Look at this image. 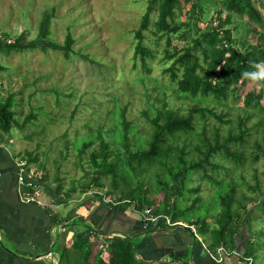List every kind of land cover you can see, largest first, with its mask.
<instances>
[{"label": "rangeland", "instance_id": "1", "mask_svg": "<svg viewBox=\"0 0 264 264\" xmlns=\"http://www.w3.org/2000/svg\"><path fill=\"white\" fill-rule=\"evenodd\" d=\"M189 2L180 0V8L175 10L176 21L186 18L185 11ZM195 2L202 9L197 26L204 28L209 17L216 13L218 0ZM146 4L147 0H0L2 40H12L19 32H24V42L35 39L38 21L44 10L51 12L46 34L49 41L61 44L66 31L72 37L67 55L59 49L41 46L42 40L32 47L0 52V64L4 66L0 71V99L12 93V108L18 121L29 110L35 114L23 128L11 126L8 131L2 132L1 137L17 158L25 160L28 152L32 157L36 156L27 166L31 179L45 173L44 179L38 180L41 183L35 188L38 192L36 197L58 203L54 210L59 217L72 215L74 219L70 222L80 223L82 220L79 216L88 219L95 206H102L97 203L93 191L103 193L106 188L104 180L99 189L90 186L85 192L79 191V182L91 173L88 152L97 146L94 136L96 131L99 130L103 139L109 143L110 150L121 152L119 141L122 116L130 123L128 134L135 148L136 145H146L150 130L148 118L162 103L180 113H185L191 105L205 106L220 114L221 118L209 113L204 118L195 114L198 118L193 131L177 141L188 151L184 158L191 160L197 157L195 145L200 141L203 127L208 136L216 130L218 141L221 142L229 132L235 133L238 130V118H244L247 127L245 139L242 143L232 145V148L246 154L242 164L234 165L223 154H214L210 160L217 165L212 168L206 165V172L213 179L203 175L200 169L187 174L183 189L179 197H174L173 202L185 208L194 196H199V200L190 211L185 212L178 224L185 226L189 219H204L210 227L213 213L217 210L218 194L232 184L235 196L243 194L251 199H243L246 208L252 210L249 217L250 242L246 241L251 251L250 264H264V214L255 207V202L264 196V143L261 137L264 133V111L253 106V95L247 104L244 103L245 93L255 85L248 81L237 89L239 91L228 92L220 100L212 95L191 96L179 93L175 82L170 79L169 70L164 69L171 62V59L165 58V53L191 40L188 36L184 38L170 34L168 43L165 34L154 33L151 23L156 18L154 11L150 14L149 28L143 31L141 40L142 45L150 51V55L143 59L148 69L145 70L140 52L135 49L134 31ZM232 20L238 22L236 27H232L233 22L229 23L237 39L255 40L256 33L244 28L243 18L233 15ZM190 33L191 36L196 34L194 30ZM255 89L258 87L255 86ZM262 90L260 106L264 107V88ZM258 121L260 124H257ZM88 139L91 143L79 150L82 142ZM231 142L228 140V143ZM253 153L256 157L250 159ZM168 164L172 170L177 166L175 161ZM55 176H58L62 188L74 187L65 201H55V197H58L53 190L57 182ZM129 179L132 183L137 182L158 207L162 204L164 194L160 181L171 182L165 167L158 163L146 168L135 167L129 173ZM21 188L24 189V186ZM107 196L103 195L105 199H110ZM130 207L126 211L129 217L143 218L145 210L140 212ZM179 207L177 209L181 210ZM239 211L240 214L244 213L242 209ZM91 220L92 224H97L95 219ZM71 226L78 227L77 224ZM191 229L195 230L193 226ZM243 231L246 234L245 226ZM196 235L197 239L192 238V242L202 241L203 247H207L205 235L200 231ZM89 238L94 243L93 249L102 244L100 238L103 237ZM140 240L138 235L132 238L136 244ZM210 251L214 252L211 248ZM137 256L148 262L146 254L138 252ZM180 256L182 260L187 259L185 255ZM226 258L231 261L234 256ZM155 261L153 259L150 264H157ZM220 264L225 262L221 261Z\"/></svg>", "mask_w": 264, "mask_h": 264}, {"label": "trees", "instance_id": "2", "mask_svg": "<svg viewBox=\"0 0 264 264\" xmlns=\"http://www.w3.org/2000/svg\"><path fill=\"white\" fill-rule=\"evenodd\" d=\"M188 1L190 2L185 11L186 18L176 21L175 10L180 8V0H147L145 10L134 31L135 49L140 52L142 66L148 70L143 59L144 56L150 55V51L142 45L141 40L143 31L149 28L150 14L153 11L156 12V18L151 22L154 33L162 32L165 34L168 43L170 34L184 38L188 36L191 40L190 43L181 44L171 52L165 53V58L171 59V62L164 69L169 70L170 79L175 82L176 90L191 96L212 95L215 99H224L228 92L239 91L237 89L248 82L242 78V72L254 70L251 67L253 63L264 61V0H218L219 7L216 9V13L209 17L204 28L197 26V20L202 13V9L198 7V2L196 3L195 0ZM222 10L224 11L223 15H221ZM50 13L45 10L42 12L38 21V31L33 40L24 42V32H19L12 40L6 41L0 37V52L8 53L13 49L32 47L42 40L41 46L59 49L67 55L72 43L69 31H66L61 44L49 41L46 37ZM233 15L237 18H243L245 20L244 28L256 33L254 41H250L248 38L237 39V36L232 34L229 23L233 22ZM249 24L252 25L249 27ZM237 25L238 22L232 23V27ZM191 30L196 32L194 36H191ZM3 68L4 66L0 64V71ZM262 94V88L255 89L254 86L245 93L244 103L247 104L248 99L253 95V106H258L261 111H264V107L260 106ZM13 103L11 92L0 99V139L2 132L8 131L11 126L23 128L35 116L33 111L29 110L20 121L16 120L12 108ZM196 113L201 118H204L208 113L218 119L221 118L220 114L205 106L191 105L185 113H180L177 109L166 107L162 103L160 107L154 109V114L148 118L150 130L146 145H136L134 148L132 141L130 142L131 135L128 134L130 123L122 116L119 141L122 150L116 153L110 150L109 143L103 139L99 130L95 132L97 146L88 152L91 173L88 178L79 182V191L85 192L90 186L99 189L104 184L103 181L106 180V188L103 193H99L98 190L93 191L97 203L102 204L107 211L112 213L114 217L116 216V220L128 215L126 211L130 205V208L140 210V212L147 209L143 218L133 217L132 219L128 216L129 222L135 220V227H142V229L111 226L108 230H102L93 226L87 219L80 221V223H71L77 224L78 227L72 230V234L66 239L64 245L58 249L56 264H150L141 256H137L139 243L136 244L132 238L135 235L140 237L146 235L156 227L163 229L181 227L191 239H196L190 228L193 226L195 233L200 231L205 235L207 245L212 250L221 244L228 251L239 253L238 256L234 255L230 264H244L245 260L241 256L251 257V251L248 249L246 241H249L251 234L249 217L252 210L246 208V203L243 200L251 201V199L243 194L235 196L232 184L218 194L217 210L213 213L210 227L204 219L197 221L189 219L185 226L177 223V221L182 220L185 212L190 211L194 203L199 200V196H194L185 208H180L173 202L174 197H179L187 174L200 169L203 175L212 180V176L206 172V165L211 168L217 165L210 160L214 154H223L234 165L242 164V161L247 157L243 151H238L235 147L232 148L235 143H242L246 135L247 127L244 125V118L239 117L238 130L235 133L229 132L221 142L218 141L216 130L208 136L204 133L203 127L200 141L195 145L198 152L196 159H185L184 154L188 151L184 150V145H180L177 141L183 135L193 131L198 118ZM258 123L260 124V121ZM261 137L264 143L263 132ZM228 140L232 142L228 143ZM90 143V139L84 140L82 148L80 147L79 150ZM35 157H32L31 153L28 152L25 158L26 164L35 160ZM255 157L253 153L250 159H255ZM169 161H175L177 166L174 170L168 164ZM156 163L165 167V171L171 179L170 183L160 181V187L164 190L160 207L154 205L153 198L146 195L145 190L137 182L132 183L129 179V173L135 167L146 168ZM44 177V172L39 174L38 178L34 177L31 184L26 188L28 193H32L41 183L38 180H43ZM35 180L38 181L37 184ZM54 180L57 182L52 189L58 195L55 197V201H65L66 196L74 187L64 189L58 181V176H55ZM103 195H108L107 197L110 199H105ZM81 203L83 204L84 201ZM178 207L181 210H178ZM255 207L264 214V196L255 202ZM240 209L244 210L243 214H240ZM247 213L249 214L247 215ZM147 216H153L155 220L149 219ZM79 218L83 219L81 216ZM243 226L246 228V234H244ZM262 231L264 232V230ZM90 236L94 239L103 237L100 238L102 244L93 249L94 243L90 240ZM208 246L207 249H210ZM101 252L106 254L102 255ZM155 262L157 264H192L190 260H182L180 255L176 256L172 253Z\"/></svg>", "mask_w": 264, "mask_h": 264}, {"label": "crops", "instance_id": "3", "mask_svg": "<svg viewBox=\"0 0 264 264\" xmlns=\"http://www.w3.org/2000/svg\"><path fill=\"white\" fill-rule=\"evenodd\" d=\"M19 159L1 138L0 264H56L58 249L71 235L70 231L77 228L71 226L72 215H57L54 208L58 203L48 198L43 201L35 196L33 199H27L25 193H18L16 161ZM94 208L87 220L91 223V218L95 219L97 224H91L99 229L108 230L111 226L128 228L136 225L135 220L128 221V215L116 220V216L103 206ZM141 237L138 251L148 256V262L164 259L172 253L176 256H187L192 264H220L208 257L202 241L192 242L189 234L181 227H156ZM223 260L225 264H229V259Z\"/></svg>", "mask_w": 264, "mask_h": 264}, {"label": "built area", "instance_id": "4", "mask_svg": "<svg viewBox=\"0 0 264 264\" xmlns=\"http://www.w3.org/2000/svg\"><path fill=\"white\" fill-rule=\"evenodd\" d=\"M16 181L18 183L17 186V191L19 194H24L25 193V198L27 199H33L34 196L36 197L38 195V192L36 189L33 190L32 193H28V191L25 189L26 186L31 184V173L30 169L27 168L26 161L24 159H19L16 161ZM21 185L24 186V189L21 190ZM22 197V199H25ZM26 199V200H27ZM145 212H147V209H145ZM149 219H154L153 216H147ZM167 221V219H166ZM223 254H227V251L222 247L218 246L216 248V255L209 253V255L216 261H219L222 258ZM245 263L244 264H249L250 263V258L249 257H244Z\"/></svg>", "mask_w": 264, "mask_h": 264}, {"label": "clouds", "instance_id": "5", "mask_svg": "<svg viewBox=\"0 0 264 264\" xmlns=\"http://www.w3.org/2000/svg\"><path fill=\"white\" fill-rule=\"evenodd\" d=\"M252 69L254 70H245L244 72H242V78L249 81L251 84L255 85L256 87L258 88H264V61H261V62H258V63H253L251 65ZM27 166H28V163H27ZM30 180L32 181V179L30 178ZM73 219V218H72ZM82 220V219H81ZM178 223V221H177ZM192 226H190L191 228ZM192 230V229H191ZM195 238H196V233L194 230H192ZM218 246H222L221 244L218 245ZM216 246V248L218 247ZM223 247V246H222ZM216 248L214 250V252H211L210 249H207V247L204 246V249L206 250L205 252L207 253L208 257L211 259V260H214L210 255L209 253H212L214 255H216ZM224 248V247H223ZM225 249V248H224ZM227 251V254H223L222 255V258L219 260V261H216V262H221V261H224L223 259H226L227 256H238L239 253L237 252H234V251H228L227 249H225ZM242 259L244 260V257H249L250 258V262H251V257L250 256H241ZM229 263H230V259H229ZM245 263V262H244ZM250 264V263H249Z\"/></svg>", "mask_w": 264, "mask_h": 264}]
</instances>
